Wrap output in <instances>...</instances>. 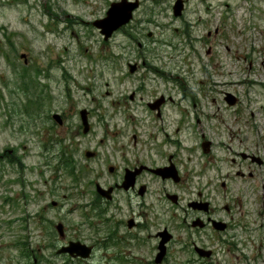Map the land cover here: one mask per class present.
<instances>
[{"label":"flooded vegetation","instance_id":"obj_1","mask_svg":"<svg viewBox=\"0 0 264 264\" xmlns=\"http://www.w3.org/2000/svg\"><path fill=\"white\" fill-rule=\"evenodd\" d=\"M127 1L138 2L132 23L159 31L178 23L173 34L185 37L189 45L197 39L209 45L211 39L221 37L234 6L227 0ZM151 39L149 44L133 40L138 50L130 53L138 61L132 72L124 68L121 78H116L128 88L119 93L120 98H112L109 90L104 94L108 100H99L91 83L81 88L88 98L68 114L88 122L85 133L80 124L74 136L58 130L68 120L67 111L47 114L51 124L45 138L57 158L42 166L46 175L35 183L42 185L35 194L45 202L36 212L37 224L49 231L50 210L59 209L60 192L62 199L76 198L80 222L74 228V240L61 245L49 242L42 249L56 250L69 241L90 248L87 259L63 255V264H264V68L253 73L263 80L249 84L252 93L253 87L261 92L246 106L256 104L253 112L237 111L241 129L221 146L229 156L210 158L213 141L193 130L200 127L201 118H207L196 111L200 100L193 87L204 97L213 88L184 82L180 74L172 73L173 68L154 64L163 56L146 50L156 45ZM210 52L209 46L205 54ZM252 53L263 54L260 65L264 67L263 45ZM186 73L191 75L189 70ZM66 79L77 81L62 72L61 81ZM44 90L49 94V85ZM209 101L214 104L215 99ZM223 102L242 107L231 92H223ZM33 106L39 108V100ZM32 116L39 118V111ZM92 122H108V129L94 133ZM193 155L203 162L197 170L190 165ZM7 159L1 154L0 166L6 161L23 172L21 158ZM13 181L24 185L22 175L4 184ZM65 238L66 233L60 240ZM31 255V264L42 258L53 264L48 257Z\"/></svg>","mask_w":264,"mask_h":264},{"label":"rangeland","instance_id":"obj_2","mask_svg":"<svg viewBox=\"0 0 264 264\" xmlns=\"http://www.w3.org/2000/svg\"><path fill=\"white\" fill-rule=\"evenodd\" d=\"M109 1L0 0V155L21 158L23 165V172L20 173L16 171L18 166L6 165V161L1 163L5 167L0 177V264H31V254L37 258L48 257L53 264H63L64 256L55 255L54 248L42 249V244L51 242L61 245L66 240H74V228L80 222L75 209L76 198L68 195L62 199L63 192H60L59 209L50 210L48 220L54 224L61 222L65 228L66 238L62 241L53 225L49 224V231H43L37 224L36 212L45 202L35 194L42 185L35 183L46 175L47 169L42 166L57 158L56 150L48 149L45 138L46 129L51 124L46 119L47 114L67 111L68 120L58 130L65 131L66 136H74L80 121L71 117L68 111L72 113L80 101L88 98L81 88L88 83L94 84L97 89L94 96L104 101L108 100L104 96L106 91L113 93L112 98H120L119 93L128 89L123 80L120 82L116 78H121L126 63L138 61L135 54L130 53L131 50L137 51L135 46H128L127 32L133 26L126 27L125 32H116L104 42L90 24L104 16ZM227 2L234 4L232 14L226 18L222 36L211 39L209 45L200 39L189 45L185 37L174 35L173 27L179 28L178 23L161 28V31L144 27L157 34L154 37L156 45L146 50H156L163 56L160 62L154 60V64L173 68L172 73L180 74L184 82L213 88L204 97L196 86L193 87V94L200 100L196 111L207 116L206 119L201 118L200 127L193 130L202 131L213 141L214 150L208 154L210 158H223V154L229 156L221 150V146L228 143L230 134L235 135L241 129L237 111L242 109V115L250 114L256 104L250 108L246 107L247 104L260 96L261 92L255 87L252 93L249 84L241 83V75L246 74L251 83L263 80L253 75L264 68L260 65L263 54H253L252 50H260L262 45L264 48V0ZM134 29L131 31L134 32ZM209 46L211 52L205 54ZM21 54L25 55L26 63ZM232 62L237 63L239 68L234 69ZM63 68L68 69L77 81L62 82ZM188 70L191 75H187ZM34 77L38 78L39 84H48L51 92L48 94L42 87H29L25 91L23 84L32 86ZM125 84L129 86L127 80ZM223 92L234 93L242 107L225 106ZM42 94L45 102L42 101L44 107L39 109V118L31 119L23 114L28 101L35 100L38 95L42 98ZM212 98L215 99L214 104L209 101ZM32 110L33 105L29 111ZM107 125L108 122H92L93 132L107 130ZM193 158L190 165L197 170L203 162L198 161L197 155ZM38 168L42 169L38 171ZM20 175L24 185L14 181L10 185L4 184L6 180ZM68 179L63 177L66 184ZM5 199L10 201L5 202ZM49 199H52L51 196ZM20 241L30 252L29 259L21 255V247L16 245ZM37 264L47 263L42 258Z\"/></svg>","mask_w":264,"mask_h":264},{"label":"water","instance_id":"obj_3","mask_svg":"<svg viewBox=\"0 0 264 264\" xmlns=\"http://www.w3.org/2000/svg\"><path fill=\"white\" fill-rule=\"evenodd\" d=\"M135 5L126 6L124 3H117L111 5L107 11L106 17L101 20L93 22V26L100 29V33L104 36V40H107L112 32L120 26L126 24L130 17L131 11ZM85 126V123H83ZM86 131V128L84 129ZM69 253L77 252L78 248L73 245L66 249ZM86 251H80L81 255H84Z\"/></svg>","mask_w":264,"mask_h":264}]
</instances>
